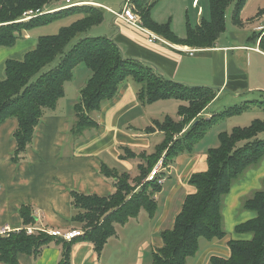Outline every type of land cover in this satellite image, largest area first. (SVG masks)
Here are the masks:
<instances>
[{
	"label": "crops",
	"instance_id": "1",
	"mask_svg": "<svg viewBox=\"0 0 264 264\" xmlns=\"http://www.w3.org/2000/svg\"><path fill=\"white\" fill-rule=\"evenodd\" d=\"M70 2L78 7L88 5L103 9V21L89 32L98 28L99 34L93 36H104L114 41L124 57L148 64L166 80L216 89L217 97L198 119H211L228 107L243 102H264V45L260 44L264 37V0H246L239 15L240 26L232 22L234 8L229 7L225 14V31L211 48H198L199 52L193 55L187 50L197 48L169 43L144 26L137 28L118 19L106 10L114 11L108 3L99 0ZM152 2L155 4L151 8L152 20L170 24L173 34L179 39L185 38L188 26L195 28L202 19H209L208 0ZM157 3L162 6L156 9ZM65 4V1L56 3L52 8ZM165 9L169 13L166 14ZM173 11H176L175 16ZM150 34L158 39L150 42ZM36 43L28 30L22 33V38L13 48H0V79L4 75V63L22 60L24 54L36 47ZM81 71L83 77L76 82V70H73L71 80L65 82L63 98L38 123L31 147L25 151V160L16 164L11 160L16 148L13 133L17 121L7 119L0 124V228H24L19 210L26 206L34 219L31 227L60 232L81 230L71 224L76 210L70 193L100 198L113 194L115 181L101 175L102 167L127 174L130 179L136 177L144 154L154 153L163 140L160 130L148 132L147 129L154 127V121H162L165 117L179 120V102L171 99L142 105L136 83L128 78L114 100L91 115L95 126L74 137L76 141L72 142L68 133H72L75 122L73 105L79 100V92L91 75L90 71ZM72 83L74 86L70 89L68 86ZM165 104L170 106L169 113L164 108ZM204 138L205 135L194 145L192 152L178 155L170 166H165L167 181L159 185L161 188L154 195L157 210L153 216L141 210L125 225L115 226V234L106 241L99 254L92 243L76 239L70 250V264H151L152 254L162 246L161 232L172 228L184 199L193 192L188 184L190 176L207 169V152L215 148L205 150L202 147L199 150ZM258 166L257 170L248 171L243 180L234 183L224 199L223 227L231 236L201 240L198 253L185 264H210L211 257L227 258L230 255L227 249L229 241L251 238L249 234L239 237L231 232L234 233L237 225L255 217L248 211L234 218L241 199L251 191L260 190L264 159ZM60 257L61 247L54 240L41 249L37 258L19 254L18 264H57Z\"/></svg>",
	"mask_w": 264,
	"mask_h": 264
},
{
	"label": "trees",
	"instance_id": "2",
	"mask_svg": "<svg viewBox=\"0 0 264 264\" xmlns=\"http://www.w3.org/2000/svg\"><path fill=\"white\" fill-rule=\"evenodd\" d=\"M63 1L0 0V48H13L22 38V33L51 23L62 15L79 16L56 35L37 38L36 47L24 54L22 60H7L4 63V78L0 79V124L7 119L17 121L13 133L16 148L11 159L14 164L25 160V151L31 147L38 123L63 98L65 82L71 80L73 68L79 64L88 68L91 75L79 92V100L73 105L75 122L71 132L74 137L95 126L91 115L98 113L105 103L113 101L128 78L136 83L142 105L171 99L180 104L177 110L179 120L165 117L162 121H154V127L147 129L148 132L160 130L163 140L154 153L144 154L136 177L130 179L127 174H118L102 167L101 175L115 181L113 194L100 198L70 193L71 203L76 210L71 224L84 231L83 236L76 239L92 243L99 254L106 241L115 234V226L125 225L141 210L149 216L156 213L153 198L161 187L156 182L145 181V178L160 158L163 165L170 166L178 155L192 152L194 145L214 124L228 117L240 116L253 107L264 112V102H243L228 107L209 120L198 119L217 97L216 89L166 80L148 64L124 57L114 41L88 34L90 29L103 21L102 8L84 5L55 11L66 4L52 8ZM129 1L140 24L147 30L169 43L197 49L211 48L225 31V14L232 4V22L240 26L239 15L246 2L208 0V21L202 19L195 28L188 26L185 38L179 39L173 34L170 24H159L152 20V0ZM27 11L34 15H37L36 12H55L23 21ZM73 40L76 43L65 53V48ZM260 44L264 45V37ZM57 58V65H52ZM263 134L264 119L254 120L247 127L232 128L229 133L217 134L218 146L210 149L206 155V171L190 176L189 185L193 192L184 199L172 228L161 232L162 246L152 254L151 264H185L198 253L201 240L212 241L226 236L222 221L223 199L230 193L234 182L264 159V139L260 138ZM262 184V189L242 203L243 210L253 212L255 217L234 228L235 234H249L251 238L246 241L232 239L227 243L229 257H211L210 264H264V178ZM19 212L24 228L31 227L34 219L30 209L21 206ZM54 240L61 247L57 264H70V250L75 240L66 242L42 232L27 236L24 230L0 237V263L18 264L19 254L37 258L41 249Z\"/></svg>",
	"mask_w": 264,
	"mask_h": 264
},
{
	"label": "rangeland",
	"instance_id": "3",
	"mask_svg": "<svg viewBox=\"0 0 264 264\" xmlns=\"http://www.w3.org/2000/svg\"><path fill=\"white\" fill-rule=\"evenodd\" d=\"M98 1V0H97ZM99 1H102L103 3H108L107 5L113 9L114 11H118L119 12V9L122 7V5L125 4L126 0H99ZM106 1V2H104ZM129 5L131 8L132 7V3L131 1H129ZM162 5L161 3H157L156 5V9L157 8H160ZM155 7V4L153 5V8ZM229 7H233V4ZM228 7V8H229ZM51 8V7H50ZM48 8V9H50ZM230 9V8H229ZM166 10V9H165ZM162 11V10H161ZM47 13L45 14H48L50 13L51 11H46ZM174 12V16L176 15V11H173ZM53 13V12H51ZM165 13H169L168 10L165 11ZM228 13H229V10H228ZM79 19V16L78 15H75V14H70V15H62L60 16L59 18H56V20H54L53 22L51 23H48V24H44L42 26H39V27H36L34 29H31L30 32H31V36L34 38V39H37L39 37H42V36H54L56 35L59 30L61 28H64V27H68L72 22H74L75 20ZM98 27V26H97ZM98 28H95L94 30H92L93 32H89L91 33L93 36V34H96L98 32L97 30ZM99 34V33H97ZM151 35V34H150ZM157 37V36H156ZM76 43V40H73L66 48H65V53H67L68 51L71 50L72 46ZM191 50L195 51L193 54H196L199 52L200 49L198 50H195V49H189L187 50L188 53L191 55ZM192 54V55H193ZM58 58L56 61H54V63H52V65H57V62H58ZM74 70H76L75 72V81L78 82V81H81L82 77H83V71L81 70H86V71H89L88 68L84 67L82 64H79L77 65ZM3 78H4V75H3ZM2 78V79H3ZM73 83L70 84V89H72L73 87ZM70 93V92H69ZM70 95V94H69ZM171 104V103H170ZM165 109H167L168 113L169 111L171 110L170 109V106L165 104L164 106ZM254 108V107H253ZM250 110V111H247V112H244L242 113V115L240 116H232V117H228V119H223L222 121L223 122H219L217 124H214V126L211 127V129L208 130V132L205 134V140L204 142L201 143V146L199 148V150L203 147L205 150L206 149H210V148H215L217 147L218 145V142H217V137H216V134L219 133V132H226V133H229V131L232 129V128H243V127H247L249 126L254 120H257V119H264V112L258 108L256 109H253ZM206 110V109H205ZM222 111V110H221ZM221 113V112H220ZM219 113V114H220ZM175 117V115H173ZM216 116V115H215ZM179 118V117H178ZM201 119V118H200ZM203 120H209V118H205ZM68 137L70 140H72V142L76 141L74 139V136L72 135V133H68ZM260 138L261 139H264V134L263 135H260ZM202 141V139H201ZM199 143V142H198ZM197 145V144H196ZM259 166H256V167H251L249 168L245 173L244 175L248 172V171H251V170H257ZM244 175L242 177H240L236 182H234L235 184H237L239 181L243 180L244 179ZM189 184V183H188ZM192 188V187H191ZM263 188V184L261 182V187L259 189H262ZM257 191V190H255ZM255 191H251L249 192L248 194L245 195V197H243L241 199V204L245 201V199L251 197L253 195V193ZM228 196V195H227ZM226 196V197H227ZM225 197V198H226ZM224 198V199H225ZM224 199H223V203H222V206L224 207ZM240 204V208L238 211H236V215L234 216V218H238L240 215H243L245 214V212H248V211H244L243 210V206H241ZM223 230H224V233L225 235H228V236H231L229 235L228 233L226 234V231H225V228L223 227ZM84 232V231H83ZM232 234H235L233 232H231ZM238 235L239 237H243L244 235H240V234H236Z\"/></svg>",
	"mask_w": 264,
	"mask_h": 264
},
{
	"label": "built area",
	"instance_id": "4",
	"mask_svg": "<svg viewBox=\"0 0 264 264\" xmlns=\"http://www.w3.org/2000/svg\"><path fill=\"white\" fill-rule=\"evenodd\" d=\"M66 2V6L63 8H58L55 9V11L58 10H62V9H66L72 6H77L76 4H72L70 2V0H65ZM107 11H109L111 14L115 15V17H117L118 19L123 20L124 22L136 26L137 28H141L142 24H140V19L139 17L134 13V11L132 10V8L129 5V0L126 1V3L124 5H122V7L119 9V12L116 11H110L108 9H106ZM55 11H51V12H55ZM50 12V13H51ZM47 12H42L41 14H45ZM37 15H34L31 11H27V13L24 14L25 19H23V21H27L31 18H34L36 16H41V14H38L37 12L35 13ZM143 28V27H142ZM150 42H154L155 40H157L158 38L156 36L150 35ZM195 51L191 50V55L194 53ZM165 165H163L162 160H160L155 167L149 172V174L146 176L145 180L147 182H156L157 185H161L163 183H165L166 180V175H165ZM24 230L25 234L27 236H33V234H35L36 232H42L45 235H49L55 239H59V240H64L66 242H71L73 240H75L78 237H82L84 232L82 230H72V231H58V230H45L43 228H36V227H26V228H21L19 230H11L9 229V227H4V228H0V237H8V235H10L11 233H19V231Z\"/></svg>",
	"mask_w": 264,
	"mask_h": 264
}]
</instances>
